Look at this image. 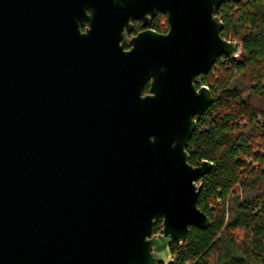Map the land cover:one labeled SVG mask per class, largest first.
Instances as JSON below:
<instances>
[{
    "label": "water",
    "instance_id": "1",
    "mask_svg": "<svg viewBox=\"0 0 264 264\" xmlns=\"http://www.w3.org/2000/svg\"><path fill=\"white\" fill-rule=\"evenodd\" d=\"M232 1L0 0V264H170L210 225L187 146Z\"/></svg>",
    "mask_w": 264,
    "mask_h": 264
},
{
    "label": "trees",
    "instance_id": "2",
    "mask_svg": "<svg viewBox=\"0 0 264 264\" xmlns=\"http://www.w3.org/2000/svg\"><path fill=\"white\" fill-rule=\"evenodd\" d=\"M214 15L242 52L198 77L214 102L195 117L187 152L192 166L212 164L197 198L210 225L173 243L170 264H264V0H233Z\"/></svg>",
    "mask_w": 264,
    "mask_h": 264
},
{
    "label": "flooded vegetation",
    "instance_id": "3",
    "mask_svg": "<svg viewBox=\"0 0 264 264\" xmlns=\"http://www.w3.org/2000/svg\"><path fill=\"white\" fill-rule=\"evenodd\" d=\"M89 12L86 11V14H88ZM146 21H148V25H146L145 27L142 26V21L140 20H132L130 23L132 25V30L128 35V38H132L134 36H136L138 33L144 31V30H152L154 32L160 33V34H165L167 33L168 29H169V25H168V21H167V17L159 12L156 11L155 15H146ZM88 27L87 24H85V26L81 27V32H85L86 28ZM128 48H126L127 50ZM147 88V89H146ZM148 89H149V84L147 83L144 86L143 89V94H147L148 93Z\"/></svg>",
    "mask_w": 264,
    "mask_h": 264
},
{
    "label": "built area",
    "instance_id": "4",
    "mask_svg": "<svg viewBox=\"0 0 264 264\" xmlns=\"http://www.w3.org/2000/svg\"><path fill=\"white\" fill-rule=\"evenodd\" d=\"M214 65L212 67H214ZM215 69H217V68H215ZM211 73L213 74L214 72H211ZM196 81H197V84H200V78H197ZM199 87H205V88L209 89L208 86L207 85H204V84H201ZM197 184H198V182H197Z\"/></svg>",
    "mask_w": 264,
    "mask_h": 264
}]
</instances>
